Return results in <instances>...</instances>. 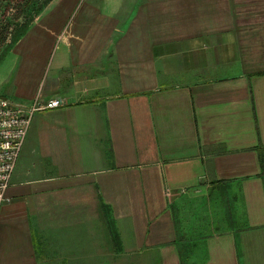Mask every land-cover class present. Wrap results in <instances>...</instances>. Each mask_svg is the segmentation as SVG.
Returning <instances> with one entry per match:
<instances>
[{
  "label": "crops",
  "instance_id": "0c3cea01",
  "mask_svg": "<svg viewBox=\"0 0 264 264\" xmlns=\"http://www.w3.org/2000/svg\"><path fill=\"white\" fill-rule=\"evenodd\" d=\"M3 63L0 96L66 104L32 117L0 264H185L187 202L199 264H264V0H53Z\"/></svg>",
  "mask_w": 264,
  "mask_h": 264
},
{
  "label": "rangeland",
  "instance_id": "374dc122",
  "mask_svg": "<svg viewBox=\"0 0 264 264\" xmlns=\"http://www.w3.org/2000/svg\"><path fill=\"white\" fill-rule=\"evenodd\" d=\"M52 1L53 0H0V61L7 54L15 36L18 35L31 20L36 18ZM5 64L7 63L1 65L0 74L3 72V66H5ZM192 205L193 203L191 202H189V204L187 202L186 205L181 203L179 204L180 208L177 210V216L183 227L182 237H185V241H183L184 245L182 244L184 247L183 255H185V261H187L185 264H199L198 261L200 259L197 254L201 250L198 238L202 236L200 234H202L203 230L194 231L191 218L186 214ZM185 208L187 209L185 210ZM206 219L207 222H210V224L207 223L209 226L208 233L217 231L224 225L215 222V219H219L217 215L208 214ZM199 221L201 222L202 220L199 219ZM203 223L204 222L200 223V226H202ZM197 232H199V234H197Z\"/></svg>",
  "mask_w": 264,
  "mask_h": 264
},
{
  "label": "built area",
  "instance_id": "2783aa9c",
  "mask_svg": "<svg viewBox=\"0 0 264 264\" xmlns=\"http://www.w3.org/2000/svg\"><path fill=\"white\" fill-rule=\"evenodd\" d=\"M66 100L39 95L28 104H21L0 96V206L7 200L5 192L25 141L35 112L64 106Z\"/></svg>",
  "mask_w": 264,
  "mask_h": 264
},
{
  "label": "trees",
  "instance_id": "16d2710c",
  "mask_svg": "<svg viewBox=\"0 0 264 264\" xmlns=\"http://www.w3.org/2000/svg\"><path fill=\"white\" fill-rule=\"evenodd\" d=\"M2 40H4V39H2Z\"/></svg>",
  "mask_w": 264,
  "mask_h": 264
}]
</instances>
